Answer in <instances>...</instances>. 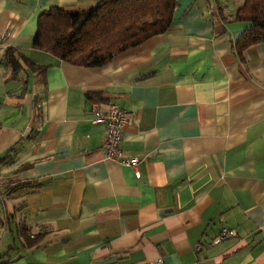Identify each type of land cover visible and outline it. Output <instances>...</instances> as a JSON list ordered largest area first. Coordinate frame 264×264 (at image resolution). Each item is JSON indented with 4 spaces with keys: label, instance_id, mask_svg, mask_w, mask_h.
<instances>
[{
    "label": "crops",
    "instance_id": "0c3cea01",
    "mask_svg": "<svg viewBox=\"0 0 264 264\" xmlns=\"http://www.w3.org/2000/svg\"><path fill=\"white\" fill-rule=\"evenodd\" d=\"M232 16L245 0H220ZM98 0H0V256L9 264H264V42L241 60L247 21L214 0H178L170 28L102 67L33 47L52 5ZM9 46L45 74L3 65ZM101 91L128 113L122 147L138 177L106 157L105 126L92 123ZM36 98L38 105H36ZM36 134L32 141L28 136ZM29 181L11 193L15 183ZM24 207L40 241L23 245L7 213ZM235 237L213 244L222 227Z\"/></svg>",
    "mask_w": 264,
    "mask_h": 264
},
{
    "label": "trees",
    "instance_id": "16d2710c",
    "mask_svg": "<svg viewBox=\"0 0 264 264\" xmlns=\"http://www.w3.org/2000/svg\"><path fill=\"white\" fill-rule=\"evenodd\" d=\"M214 2L224 19L250 23L234 45V52L244 60L248 47L264 42V0H245L230 17L224 14L220 0ZM177 5L178 0H98L91 7L77 9L52 5L38 16L33 47L72 64L102 67L154 35L165 33L172 24ZM1 63L10 65L15 71L27 66L41 74H45L48 67L36 63L14 46L6 49ZM87 96L95 101H107L101 91H89ZM35 102L38 105L37 98ZM35 135L28 136L27 140L32 141ZM25 146V142L14 146L0 158V165L11 164ZM28 186L37 187L38 183H15L6 189V193ZM23 208L16 207L8 212L4 223L9 225L16 221L23 245L31 247L40 241L41 236H31V230L24 224ZM3 259L0 256V264H9Z\"/></svg>",
    "mask_w": 264,
    "mask_h": 264
},
{
    "label": "built area",
    "instance_id": "2783aa9c",
    "mask_svg": "<svg viewBox=\"0 0 264 264\" xmlns=\"http://www.w3.org/2000/svg\"><path fill=\"white\" fill-rule=\"evenodd\" d=\"M128 119L127 111L117 103H109L106 108L99 101L93 103L92 123L105 126L106 136L103 149L106 157L115 159L131 167L136 175L140 177L139 164L141 159L138 156L126 155L122 147L124 128ZM236 235L237 231L235 229L224 226L220 233L213 238L212 243L218 244ZM145 264H164V261L160 257Z\"/></svg>",
    "mask_w": 264,
    "mask_h": 264
}]
</instances>
